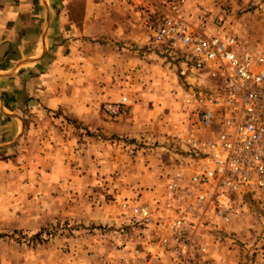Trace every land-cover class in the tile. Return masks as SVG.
<instances>
[{
	"label": "rangeland",
	"instance_id": "1",
	"mask_svg": "<svg viewBox=\"0 0 264 264\" xmlns=\"http://www.w3.org/2000/svg\"><path fill=\"white\" fill-rule=\"evenodd\" d=\"M84 2L68 1L74 19ZM187 3L208 11L212 31L264 45V0ZM98 4L91 19L120 28L85 42L81 76L71 77L79 101L47 111V143L37 141L28 116L30 133L23 128L0 152V264H125L135 251L143 264H173L147 258L145 235L120 203L137 197L157 205L165 176L187 160L182 139L195 126L180 103L184 87L126 0ZM122 96L126 109L103 110ZM214 204L228 219L203 224L208 249L196 264H264V207L237 193Z\"/></svg>",
	"mask_w": 264,
	"mask_h": 264
},
{
	"label": "built area",
	"instance_id": "2",
	"mask_svg": "<svg viewBox=\"0 0 264 264\" xmlns=\"http://www.w3.org/2000/svg\"><path fill=\"white\" fill-rule=\"evenodd\" d=\"M126 1L153 47L177 66L180 103L195 127L182 139L188 158L165 176L157 205L136 197L120 209L141 227L147 258L196 264L208 249L203 224L228 219L214 203L237 193L264 207V45L250 47L219 26L212 31L208 11L187 0ZM127 106L122 96L103 110L117 115ZM135 254L125 264H143Z\"/></svg>",
	"mask_w": 264,
	"mask_h": 264
},
{
	"label": "crops",
	"instance_id": "3",
	"mask_svg": "<svg viewBox=\"0 0 264 264\" xmlns=\"http://www.w3.org/2000/svg\"><path fill=\"white\" fill-rule=\"evenodd\" d=\"M68 1L0 0V152L16 145L5 146L23 128L30 133L28 116L27 124L35 122L37 141L47 143V111L71 109L70 102L80 99L81 88L71 77L81 76L85 42L97 39L98 30L100 35L118 34V24L108 28L91 19L106 0H85L79 19Z\"/></svg>",
	"mask_w": 264,
	"mask_h": 264
}]
</instances>
